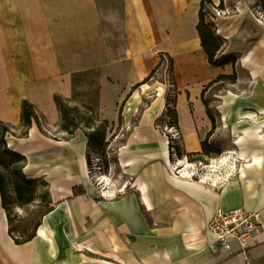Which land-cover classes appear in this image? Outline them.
Here are the masks:
<instances>
[{"label":"crops","instance_id":"crops-1","mask_svg":"<svg viewBox=\"0 0 264 264\" xmlns=\"http://www.w3.org/2000/svg\"><path fill=\"white\" fill-rule=\"evenodd\" d=\"M201 1L0 0V131L2 124L21 127L25 100L50 120H58L54 96L76 101V94L94 83L98 105L105 104V114L111 113L113 106L121 108L134 94V86L152 74L165 54L173 61L178 86L189 94L185 100L180 94L177 127L182 146L175 163L195 162L188 158L197 154L209 160L204 166H215L224 154H244L230 159L236 170L229 172V165L204 167L208 178L190 177L171 167L170 142L159 130L122 125L121 132L132 134L120 150V160H132V165L123 166L130 174L123 188L114 180L107 197L98 189L85 193L61 189L56 194L53 189L54 209L43 217L31 240L16 243L7 219L6 235L0 230V264H26L9 253L5 246L9 236L15 245L32 246L34 254L27 264H248L242 255H230L218 246L205 227L219 209L259 210L264 220V136L248 135L239 143L244 129L253 125H234L229 131L240 135L220 157L203 150L202 141L213 132V123L200 95L202 88L232 66L213 67L208 61L197 29ZM219 29L226 47L217 57L241 51V45L247 51L248 37L260 34L259 25L246 13L221 20ZM237 35L247 46L236 44ZM90 74L93 80L77 82ZM261 130L264 133V124ZM6 141L28 157L25 168L32 175L50 169L48 151L40 155L42 160L35 158L52 141L36 123L27 143L11 134ZM215 141L211 134V150L217 147ZM58 143L64 148L61 169H70V155L78 169L73 177L82 181V169L88 166L84 142ZM41 227L47 236L40 234ZM232 244L239 248L236 241ZM249 258V264H264V228L250 247Z\"/></svg>","mask_w":264,"mask_h":264},{"label":"rangeland","instance_id":"rangeland-1","mask_svg":"<svg viewBox=\"0 0 264 264\" xmlns=\"http://www.w3.org/2000/svg\"><path fill=\"white\" fill-rule=\"evenodd\" d=\"M237 1H227V5L230 8L229 17H233L238 13L251 15L259 25L260 34L248 37L249 41L246 43H251V45L247 51H245V46L241 45L243 47L241 51L231 52L222 56V58H231L235 61L234 65L229 64L233 69L230 67L229 73L226 74L230 76L214 83L207 82L202 88L201 93L204 92L203 98L214 119V128L213 132H211L212 135H215V144L217 145V147H212L214 149V157H220L227 148L234 144L235 139L240 135L236 131L230 132L229 127L234 125L264 124V0H249V2L241 6L243 8L242 12L235 8ZM231 29L233 28L230 27L229 30ZM229 30L228 33L230 34ZM214 32L221 36L224 41L220 49L222 50L226 47V39L219 31H216V28ZM243 38L237 35L234 41L239 46L244 43L245 39ZM244 58H246V62H244ZM240 60L242 63H240ZM234 72L236 73L235 77L232 76ZM93 77L92 74L86 78L79 77L77 82L86 84L88 81L93 80ZM83 92L80 91L76 94V101L72 100L68 103L69 108L72 110L70 119L77 118L75 126L72 125L74 130L72 135L63 129L62 124L64 122H61V118L55 121L50 120L51 118L41 114L36 108L38 114L43 116L40 119L44 125L39 127L35 121L33 123H36L38 129L52 141H50L51 146L39 151L40 153L35 158L37 162L42 160L40 155L43 156L44 151H48L51 156V161L47 164L49 165L47 167V169L50 168L49 170L44 171L43 174L40 173V175H32L33 172L25 168L28 163V157L25 155H23L24 161L21 162L20 159L14 158L13 160L16 163L2 169L10 184L8 187L10 198L15 196L12 190L13 183L19 181L18 171H22L27 178L34 180V184L31 185L35 190H33V202L20 206L17 202L12 203L13 200H11L10 209L14 217V225L17 229L22 230L20 232L15 231V237L24 239L35 229L40 221V213L42 211L39 203L42 202L44 207L48 206L46 203H49L50 197L45 195L48 193L51 196L53 189L60 191L61 189L73 188L78 189V192L82 193L92 189H99L101 185L95 180L96 175H106L113 181L115 180L118 188H123L121 185L125 179L130 177V174L126 173L122 164L123 160H120V150L123 145L122 141L127 140V138L129 140L132 134L129 131L121 132L123 130L122 127L136 124L151 125L159 130L160 135L167 138L170 142L172 137L166 127L176 121L178 105L182 103L180 94H182L184 100L187 95L189 96L187 92H183L178 86L174 75V65L167 56H165V60L157 72L145 84L138 87L134 94L124 102L121 107V120L119 114L120 106H113L112 112L108 113V111L106 115L105 104L98 105L97 86L95 83L84 87ZM169 94L172 99L170 107L167 106V101L168 103L170 102ZM83 104L90 105L94 113L84 108ZM224 113L227 114L226 118ZM24 129L22 124L19 129H14L10 126L11 131L7 134L23 139V142L27 143L28 136H22ZM86 134H93L90 142ZM71 140L84 142L88 178L83 177L82 174V181H75L73 177L78 174V169L76 161L71 160L70 155H68L69 161L67 162L70 169H61V164H64V162L60 156L64 153V148L58 142ZM173 142L179 147L182 146L181 137H177ZM172 155L171 167H174V158L176 156ZM188 159L197 161L198 170L201 172L206 171L203 164L209 161L206 157L191 155ZM199 159L202 162H199ZM45 168L43 166L42 169ZM50 199L54 205V197ZM56 199L61 200L63 198L56 197Z\"/></svg>","mask_w":264,"mask_h":264},{"label":"trees","instance_id":"trees-1","mask_svg":"<svg viewBox=\"0 0 264 264\" xmlns=\"http://www.w3.org/2000/svg\"><path fill=\"white\" fill-rule=\"evenodd\" d=\"M207 3H214L213 0H202L201 1V6H200V10H199V22L197 25V29L199 31L201 40H202V45L203 48L208 56V61L209 63L213 66V67H223L225 65L228 64H235V61L232 60L231 58H222V57H217L218 52L220 51L224 41L221 38V36L217 35L214 32V26L207 22L206 20V4ZM220 6L224 7V0L220 1ZM165 54H161V62L157 65V67L153 70L152 74L147 77L143 82L137 84L136 86H134L133 90L137 89L138 87H140L141 85L145 84L149 78H151L156 72L157 70L162 66L164 60H165ZM171 60V59H170ZM171 62L173 63V61L171 60ZM172 70V67H171ZM236 73L234 72V74L232 75L233 77H235ZM230 75H226V74H220L216 79H214L213 81H211V83L220 81L226 77H228ZM204 92L202 93V97H203ZM54 100L55 103L57 105V108L59 110L60 113V118H61V122L63 129L66 132H70L71 135L73 134V127L72 125H74L77 122V118H71L70 119V115L72 114V110L69 108L68 103L71 101V99L69 98H65L59 94H56L54 96ZM168 100V99H167ZM170 101V100H169ZM203 101L206 105L207 108V103L203 98ZM170 103V102H169ZM167 102V104H169ZM84 108H87L88 110L91 111V113H94L92 111V107L90 105L87 104H83ZM73 109V108H72ZM76 109V108H74ZM70 110V111H69ZM207 113L210 116L212 123H213V128H214V119L212 114L209 112L208 108H207ZM121 114H122V108L120 109V120H121ZM41 115L38 114L36 107L30 103L29 101L25 100L23 102V108H22V125L25 128L24 132L22 134L23 137H27L29 135V130L32 126V123L35 121L39 127H42L44 124L43 122H41L42 120L40 119ZM177 121H178V116L176 118L175 124L177 125ZM75 126V125H74ZM10 126L6 125V124H2L1 126V131H0V194H1V199H2V205L3 208L6 211L7 214V219H8V223H9V233L10 235L13 237V239L16 241V243H24L27 242L29 240H31L34 236H35V229L36 227H38L39 223L41 222L42 217H44L46 214L50 213L53 209H54V205L51 203V196L50 194L46 193V197H50L49 198V203L47 202L46 207L43 206L42 202H40V207L42 209L41 213H40V221L38 223V225H36L35 229L32 230V232L27 235V237H25L24 239H20L18 237H15L14 232L15 231H22L21 229H17L16 226L14 225V217L12 214V211L10 209V204H11V200H13L12 203L17 202V204H19L20 206H24L27 205L31 202L34 201L33 198V193H34V187L31 186L32 184H34V180L27 178L22 171H18L17 175L19 176V181L13 183V190L12 192L14 193V197L10 198L9 197V191L8 190L10 184L5 176V174L3 173L4 168H8L10 167V165L16 163L15 160H13L14 158H18L22 161H24V156L23 154L12 150L11 148L8 147L7 141H6V135L8 132H10ZM89 142L92 140V135L93 134H86ZM211 132L208 133L206 139H204L202 141V147L205 153H209L213 150H211L210 148V144L208 142V138L210 137ZM176 146V150H177V155L179 153V149L180 147L178 145H173V141H170V148H171V154H173L172 151V147ZM193 155V156H197L199 157L197 154H190L189 157ZM89 162V161H88ZM34 190V191H33ZM51 204V205H49Z\"/></svg>","mask_w":264,"mask_h":264},{"label":"built area","instance_id":"built-area-1","mask_svg":"<svg viewBox=\"0 0 264 264\" xmlns=\"http://www.w3.org/2000/svg\"><path fill=\"white\" fill-rule=\"evenodd\" d=\"M228 0H224L225 7H221L220 3H208L206 4V18L210 22L216 31L220 29V22L223 19L229 18L230 8L227 5ZM249 0H238L235 8L239 10L240 6H243ZM242 3V4H241ZM170 103L167 104L170 107L171 96L169 94ZM168 102V101H167ZM168 133L172 137V141L181 137L177 125L172 123L169 127H166ZM173 145L175 143L173 142ZM173 154L177 156L175 146L172 147ZM222 157L219 158L221 162ZM200 162V161H199ZM197 161L188 163L191 171L198 172ZM212 164L206 165V169L211 167ZM173 170H176V165L172 166ZM200 171V170H199ZM201 172V171H200ZM264 228V220L259 210H247L245 208H236L234 210L225 211L223 209L217 210L211 220L206 225L207 232L212 234L215 241L222 249L228 252L230 255L240 254L244 257L246 263H250L249 249L257 242L261 236ZM233 241H236L239 245L238 249L233 246ZM215 243H211L209 247L215 250Z\"/></svg>","mask_w":264,"mask_h":264},{"label":"bare ground","instance_id":"bare-ground-1","mask_svg":"<svg viewBox=\"0 0 264 264\" xmlns=\"http://www.w3.org/2000/svg\"><path fill=\"white\" fill-rule=\"evenodd\" d=\"M242 11H243V8L240 6L239 12H242ZM245 60H246V58H244V62H245ZM224 117L225 118L227 117L226 113H224ZM262 125H263L262 123H259V124H255L253 126H250L249 128H245L244 134H242V136L238 137L237 142L241 143V142L245 141V139L248 135H253V134L259 138H262V136H264V133L261 130ZM238 156L241 158L242 156H244V154H239V155H237L236 153H235V155L234 154L232 155V153L224 154L222 156L221 162L218 160V162L215 166L211 165L213 167L211 169L213 170L214 168H218L221 165L222 166H228L230 159L238 157ZM256 159H259V158H256ZM122 164H123V166H130V165H132V160L131 159L123 160ZM175 165H176V168H175L176 172H180V173H182V175H187L190 177L199 175L202 178H208V176H209L208 175L209 171L207 173H205L206 175L203 172H200L199 170H198V172H196V170L191 171V169H188L189 168L188 163H184L182 160L178 161V159H177ZM233 169L236 170V165H234V163H231L229 165V172ZM82 171H83V175L86 178H88V167L84 166ZM95 180L98 182V184L101 185V188L99 187L98 190L101 192V195H103V196H106V197L109 196V193H111L113 191V189L115 188L113 186V180L106 175H96ZM138 182H139L140 187H144V184L141 181H138ZM54 193L55 194L57 193V189L54 190ZM146 200H147V198H146ZM6 226H8V225H7V216L5 213V209L2 206H0V230H2V229L4 230V235H6L5 234L6 229H7ZM39 232L41 235L47 236V230L45 227H41L39 229ZM5 246L8 249L10 254H12L16 259L23 261L26 264L33 257L34 252H33L32 246L30 244L26 243L25 245H20V246L15 245L10 236L7 237V239H5Z\"/></svg>","mask_w":264,"mask_h":264}]
</instances>
